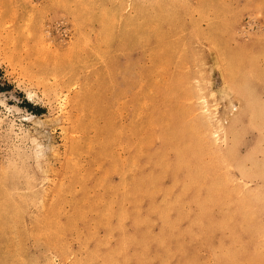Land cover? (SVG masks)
I'll use <instances>...</instances> for the list:
<instances>
[{"label": "rangeland", "instance_id": "374dc122", "mask_svg": "<svg viewBox=\"0 0 264 264\" xmlns=\"http://www.w3.org/2000/svg\"><path fill=\"white\" fill-rule=\"evenodd\" d=\"M177 153L252 199L264 247V0H0V264H219L174 204Z\"/></svg>", "mask_w": 264, "mask_h": 264}, {"label": "bare ground", "instance_id": "6f19581e", "mask_svg": "<svg viewBox=\"0 0 264 264\" xmlns=\"http://www.w3.org/2000/svg\"><path fill=\"white\" fill-rule=\"evenodd\" d=\"M124 34V32H123ZM124 36V35H123ZM165 42V41H164ZM166 43V42H165ZM160 45V44H159ZM161 45H163V42L161 43ZM166 45V44H165ZM164 45V46H165ZM176 45V44H175ZM162 46V47H164ZM178 46V44H177ZM168 48V47H166ZM161 52V51H160ZM177 54V53H176ZM164 56V55H163ZM168 56V55H167ZM166 58V57H164ZM163 59V58H162ZM167 59H169L167 57ZM164 60V59H163ZM163 60L161 62H163ZM171 60V59H169ZM164 65V63H162ZM161 64V65H162ZM228 65V64H227ZM226 65V66H227ZM225 66V65H224ZM232 66V65H231ZM161 67V66H160ZM165 68V65L163 66ZM229 67V66H228ZM162 68V67H161ZM229 69V68H228ZM170 81V80H169ZM164 83V82H163ZM171 83V82H170ZM170 85V84H169ZM170 87L172 86H169L168 89H170ZM174 87V86H173ZM164 90H167V89H164ZM169 91V90H168ZM167 96V95H166ZM230 96V95H229ZM165 97V96H164ZM249 101L251 102V105H252V110L254 111V102L253 101H256V94L254 93H251L249 94ZM162 102V101H161ZM164 102V100H163ZM144 103V102H143ZM166 103V102H165ZM164 104V103H163ZM169 104V103H168ZM245 107V106H244ZM243 107V108H244ZM154 108H155V105H154ZM152 108V110L154 109ZM162 110V109H161ZM160 110V111H161ZM164 111V110H163ZM161 111V112H163ZM172 111V110H171ZM247 112V111H246ZM164 113V112H163ZM163 113H160V114H163ZM150 114V113H149ZM158 114V113H157ZM159 115V114H158ZM165 115H166V112H165ZM164 115V116H165ZM153 116V115H152ZM155 116V115H154ZM154 116H153V119H154ZM161 116V115H160ZM159 116V117H160ZM157 118V116H155ZM158 117V118H159ZM164 118V117H162ZM170 118V116H169ZM160 119V118H159ZM237 119V118H235ZM137 120V119H136ZM150 120V118H149ZM165 120V119H164ZM163 120V121H164ZM157 121V120H156ZM161 121V119H160ZM167 121V120H166ZM171 122V121H170ZM138 124V123H137ZM155 124V123H153ZM181 125V124H180ZM139 126V125H138ZM148 126V125H147ZM154 126V125H153ZM157 127V126H156ZM163 127V126H162ZM195 127V126H193ZM140 128V127H139ZM180 128V127H179ZM234 128V127H233ZM145 129V128H144ZM164 129V127H163ZM166 129V128H165ZM176 129V128H175ZM178 129V128H177ZM182 129V128H180ZM232 130V127L230 128ZM133 130V129H132ZM140 130V129H139ZM148 130V129H147ZM162 130V129H160ZM184 130V129H183ZM166 131V130H164ZM163 131V132H164ZM235 132V131H234ZM166 133V132H164ZM169 133V131H168ZM167 133V135H168ZM183 134L182 133V138H186V137H183ZM159 135V134H158ZM157 135V136H158ZM166 135V134H165ZM174 135V134H173ZM155 136V135H154ZM163 136V135H162ZM153 137V136H152ZM161 137V135H160ZM158 137V138H160ZM181 137V136H180ZM146 138V137H145ZM156 138V136H155ZM165 138V137H164ZM167 138V136H166ZM165 138V139H166ZM170 138V137H169ZM168 138V139H169ZM173 137L171 136V139ZM179 138V137H178ZM204 138V137H203ZM154 139V138H152ZM174 139V138H173ZM177 139V138H176ZM187 140V139H186ZM196 140V139H195ZM167 141V140H166ZM198 141V140H197ZM169 142V141H168ZM175 143V141H173ZM181 142V141H180ZM195 142V141H193ZM191 142V145H194V143ZM206 142V141H205ZM142 143V142H141ZM164 143V142H163ZM177 143H179V141L177 140L176 142V145ZM185 143L187 144V141H185ZM193 143V144H192ZM183 143V145H186ZM200 144V143H199ZM141 145V144H139ZM150 145V144H149ZM180 145V144H179ZM178 145V146H179ZM202 145V144H201ZM143 146V145H142ZM142 146H139V149L140 147L142 148ZM175 146V145H174ZM173 146V147H174ZM187 147L185 148H188V145H186ZM195 148H199L200 146H198L197 144H195ZM198 146V147H197ZM204 146V145H203ZM207 146V144H206ZM168 147V146H167ZM172 147V146H171ZM180 147V146H179ZM179 147H175V150L176 148H179ZM190 147V146H189ZM135 148V147H134ZM181 148V147H180ZM190 149V148H189ZM200 149V148H199ZM198 149V150H199ZM203 149L204 151V147L201 148ZM200 149V150H201ZM207 149V148H205ZM211 149V148H210ZM168 150V149H167ZM139 151V150H138ZM137 151V152H138ZM143 151V150H142ZM157 151V150H156ZM179 151V150H178ZM197 151V150H196ZM202 151V150H201ZM203 151L201 153H203ZM208 150H205L204 153H206ZM212 151V150H211ZM136 152V153H137ZM153 152V151H152ZM166 152V151H165ZM182 151H179V153H181ZM209 152V151H208ZM142 153V152H140ZM162 153V152H161ZM160 153V154H161ZM196 153V152H195ZM194 153V154H195ZM138 154V153H137ZM197 154V153H196ZM136 155V154H135ZM142 155V154H141ZM140 155V156H141ZM196 156V155H195ZM163 157V156H162ZM199 157V156H198ZM225 157H228V154L225 155ZM143 158V157H142ZM158 158L160 159V157L158 156ZM165 158V157H164ZM163 158V159H164ZM202 158V157H201ZM161 159V160H163ZM166 159V158H165ZM189 159L191 158H187L185 157L184 155H179L178 156V153H177V162L173 165V169H175L177 171V176L175 177V179L178 178V172H182L183 175L186 176V179L185 181L183 182L182 180L178 179V182L179 184H182V188H181V191H179V195L177 196V198L175 199L176 201L174 202V204H177V203H180L181 200H186L187 196L189 194H192V197H191V200H195V202L202 207V210H201V213L197 216H192L190 217L191 219V223L188 227V231L185 232L190 240L193 242V243H197V241H205L208 248H209V251L212 253L214 259L219 263V264H264V247L260 245V242H255L253 240V237H252V234L249 232V228L251 227L250 226V222H249V219L246 217V218H242V219H239L240 217L242 216H246V211L249 209L250 207V202L248 200H252V199H249V198H245L242 202H239V205H235L233 203L232 200H226V197L224 194L226 193H223L222 191V183L220 182L221 180H219V176L216 175L217 174V171L215 169L214 172L211 171L210 167L208 165L205 166L204 164V168L202 167L201 170L198 172V170H192L190 169L192 165V163L190 164L189 163ZM146 160V159H145ZM156 160H158L156 158ZM136 161V160H135ZM160 160H158L159 162ZM166 161V160H164ZM195 161L197 162V160L195 159ZM204 161V160H203ZM157 162V161H155ZM161 162V161H160ZM169 162V161H168ZM201 162V161H199ZM205 162V161H204ZM236 162V161H235ZM150 163V162H149ZM172 163V162H171ZM198 163V162H197ZM207 163V162H206ZM156 164V163H155ZM159 164V163H158ZM166 164V163H164ZM168 164V163H167ZM170 164V163H169ZM195 164V163H194ZM215 164V163H214ZM150 165V164H149ZM191 165V166H190ZM203 165V164H202ZM134 166V165H133ZM158 166V165H157ZM161 166V165H160ZM170 166V165H169ZM200 166V165H199ZM165 167V166H164ZM167 169L169 168L168 166H166ZM196 167V165H195ZM198 167V166H197ZM221 167V166H220ZM138 168V167H137ZM194 168V167H193ZM212 168V166H211ZM162 169V167H161ZM165 169V168H164ZM173 169H172V173L173 172ZM196 169V168H195ZM217 170L219 168H216ZM143 171V170H142ZM166 171V170H164ZM175 171V172H176ZM216 171V173H215ZM220 171V170H219ZM157 172V171H156ZM167 172V171H166ZM164 172V173H166ZM169 172V171H168ZM212 172V173H211ZM163 173V172H162ZM168 174V173H167ZM12 175V174H11ZM165 174H163L164 176ZM173 176L176 175L175 174H172ZM155 176V175H154ZM167 176V175H166ZM165 176V177H166ZM162 177V176H161ZM187 178H189V180H192V182L187 185L186 184V180H188ZM174 179V180H175ZM142 180V179H141ZM162 180H163V177H162ZM142 182V181H141ZM145 183V182H144ZM150 183V182H149ZM144 186V184H143ZM178 186V185H177ZM166 187V186H165ZM147 189V188H146ZM177 193V194H178ZM165 194V193H164ZM163 194V195H164ZM14 195V194H13ZM165 197V196H164ZM167 199V198H166ZM169 201V200H168ZM174 201V200H173ZM132 202V201H131ZM151 202V201H150ZM167 202V201H165ZM137 203V201H136ZM168 203V202H167ZM171 203V202H169ZM174 204H168V208L166 210H163V208H161L159 211V217L162 219V222L163 223V226L164 228L162 229L163 231V235L164 236H167L169 239H167V243L170 241L172 242V238L175 236V239H176V242H180L182 237L183 236H186L183 231H173V226H174V221H173V218H171V216L169 215V207H172V205ZM165 205V204H164ZM167 205V204H166ZM223 206H227L228 208V212L224 215H220L218 218H216L215 216L212 217V214H211V209L212 208H220L222 209ZM179 207V206H178ZM136 208V207H135ZM134 208V209H135ZM177 208V207H175ZM11 209V208H10ZM138 209V208H137ZM151 210V208H150ZM178 210V209H177ZM13 211V210H12ZM11 211V212H12ZM152 211V210H151ZM154 211V210H153ZM157 211V210H156ZM6 212V211H5ZM173 212V211H172ZM171 212V213H172ZM179 212V211H178ZM142 213V212H141ZM156 213V212H155ZM135 214V213H134ZM153 215V212H150L149 215ZM157 214V213H156ZM155 214V216H156ZM196 215V214H195ZM135 216V217H134ZM134 218L137 217V215H133ZM150 217V216H149ZM153 217V216H151ZM252 217V216H251ZM149 219V218H148ZM44 220V219H43ZM139 220L138 218H136V223L139 224ZM57 222V221H56ZM73 222V221H72ZM135 222V221H134ZM52 227V226H51ZM251 229V228H250ZM64 230V229H63ZM181 230V229H180ZM60 232V231H59ZM175 233L178 232L176 235L173 236L172 233ZM229 232V233H227ZM18 238V237H17ZM187 238V237H186ZM124 241L122 240V244H121V253L124 255V250H125V241L128 240V238H123ZM141 237L139 238L137 235L135 237H133V245L135 246H141L144 244V241H141ZM170 240V241H169ZM174 240V239H173ZM196 240V241H195ZM259 240V239H258ZM152 240H149V241H146L145 244H147L148 242H150ZM183 242V241H182ZM191 242V243H192ZM238 242H242V248L241 249H237L235 247L236 243ZM166 243V245H167ZM173 243V242H172ZM180 244V243H179ZM18 245V244H17ZM173 245V244H172ZM20 246V245H19ZM149 246V245H148ZM187 246V245H186ZM192 246H195V245H192ZM172 247V246H171ZM166 250H167V246H165ZM160 253H159V262H163L165 260V252H164V248L161 246L160 248ZM178 249V248H177ZM182 249V248H181ZM186 247L183 248V254L186 253ZM118 250V249H116ZM114 250V252L116 251ZM118 250V251H119ZM150 248H146V252L148 254ZM179 250V249H178ZM19 251V250H17ZM180 251V250H179ZM22 253V252H21ZM2 254V253H0ZM19 254V253H17ZM102 254V253H101ZM105 254V253H103ZM179 254L181 255V253L179 252ZM109 255V254H108ZM110 255H113V254H110ZM109 255V256H110ZM21 256V255H20ZM182 256V255H181ZM23 257V255L21 256ZM108 257V256H107ZM106 257V258H107ZM112 257V256H111ZM110 258V257H109ZM117 258V257H116ZM182 258H184L182 261H181V264H193L194 263V260L193 258H187L186 255L182 256ZM186 258V259H185ZM2 259V257H1ZM9 259V258H8ZM112 259V258H111ZM108 260V258H107ZM110 260V259H109ZM114 260V259H113ZM130 260V259H129ZM3 260H1L0 263H2ZM105 261V260H103ZM9 262V261H7ZM20 262V261H19ZM23 262V261H22ZM109 262V261H108ZM128 263V261H127ZM22 264V263H20ZM25 264V263H24ZM105 264V263H104ZM163 264H167V260L164 261Z\"/></svg>", "mask_w": 264, "mask_h": 264}]
</instances>
